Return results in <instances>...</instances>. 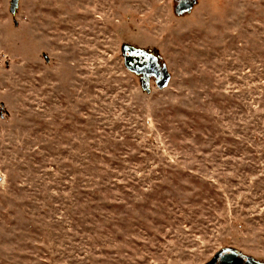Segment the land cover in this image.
Listing matches in <instances>:
<instances>
[{"label": "rangeland", "instance_id": "obj_1", "mask_svg": "<svg viewBox=\"0 0 264 264\" xmlns=\"http://www.w3.org/2000/svg\"><path fill=\"white\" fill-rule=\"evenodd\" d=\"M177 1L0 0V264L264 261V0Z\"/></svg>", "mask_w": 264, "mask_h": 264}, {"label": "flooded vegetation", "instance_id": "obj_2", "mask_svg": "<svg viewBox=\"0 0 264 264\" xmlns=\"http://www.w3.org/2000/svg\"><path fill=\"white\" fill-rule=\"evenodd\" d=\"M189 0H179L176 4V14L177 15H185L189 14V12H180L178 11V6L182 2H186ZM192 1V0H190ZM122 52L124 57V66L133 74L136 75L141 83L147 82L149 86L151 85V80L155 81L157 85L158 81L161 79H157L154 75H148V71L153 68V66L157 67V69L161 70L166 64L161 61L160 56L156 52V50L147 48V49H140L135 46H130L127 44L122 45ZM232 254L231 250H225L222 252L217 260V264H224L223 259L228 258L232 262V264H264V261L259 259L250 258L241 252L238 254V258L230 257Z\"/></svg>", "mask_w": 264, "mask_h": 264}, {"label": "water", "instance_id": "obj_3", "mask_svg": "<svg viewBox=\"0 0 264 264\" xmlns=\"http://www.w3.org/2000/svg\"><path fill=\"white\" fill-rule=\"evenodd\" d=\"M18 1L19 0H12V6H11V12H13L15 14V9L18 7ZM194 1H186V2H182L178 7V11L180 12H191L194 9ZM147 77L148 75H154L157 79H161V81H158L157 83V87L160 90H163L164 88H166L170 82H171V75L169 73L168 67L167 65H165L161 70L157 69V67L153 66V68H151L148 73L146 74ZM142 89L144 91H146L147 93L150 92V88H149V84L145 81L142 83ZM232 254L230 257H235L238 258V254L239 252L235 251V250H231ZM221 253L216 254L211 261L208 264H217V260L218 257ZM223 263L224 264H232V262L230 260H228V258H224L223 259Z\"/></svg>", "mask_w": 264, "mask_h": 264}]
</instances>
